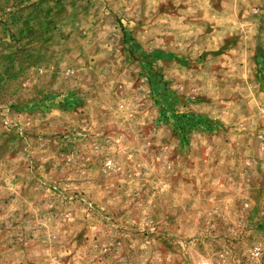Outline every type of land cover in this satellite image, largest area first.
Here are the masks:
<instances>
[{
	"label": "rangeland",
	"instance_id": "1",
	"mask_svg": "<svg viewBox=\"0 0 264 264\" xmlns=\"http://www.w3.org/2000/svg\"><path fill=\"white\" fill-rule=\"evenodd\" d=\"M259 245L264 0H0V264Z\"/></svg>",
	"mask_w": 264,
	"mask_h": 264
},
{
	"label": "built area",
	"instance_id": "2",
	"mask_svg": "<svg viewBox=\"0 0 264 264\" xmlns=\"http://www.w3.org/2000/svg\"><path fill=\"white\" fill-rule=\"evenodd\" d=\"M248 264H264V245H259L251 250Z\"/></svg>",
	"mask_w": 264,
	"mask_h": 264
}]
</instances>
